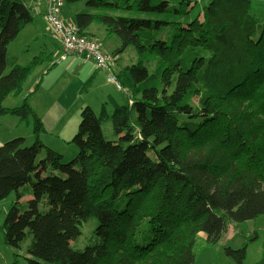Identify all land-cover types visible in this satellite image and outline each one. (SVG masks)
I'll return each instance as SVG.
<instances>
[{"label": "trees", "instance_id": "obj_1", "mask_svg": "<svg viewBox=\"0 0 264 264\" xmlns=\"http://www.w3.org/2000/svg\"><path fill=\"white\" fill-rule=\"evenodd\" d=\"M33 1L0 0V116L32 121L35 137L0 144V200L17 194L1 226L8 246L30 236V264H195L199 233L213 246L234 223L264 216V17L251 10L264 0H65L83 4L81 34L107 51L88 32L101 26L121 41L111 54L133 46L140 57L115 70L124 103L110 96L99 113L82 109L68 162L40 140L28 99L4 106L48 58H8L34 21ZM91 218L94 235L75 247ZM225 252L243 264L247 244Z\"/></svg>", "mask_w": 264, "mask_h": 264}, {"label": "rangeland", "instance_id": "obj_2", "mask_svg": "<svg viewBox=\"0 0 264 264\" xmlns=\"http://www.w3.org/2000/svg\"><path fill=\"white\" fill-rule=\"evenodd\" d=\"M251 10L257 15H259L258 13H262V16L264 17V2L252 3ZM112 40L115 39L113 38ZM112 40L109 39L105 44V48L108 52L110 51V53H112L111 47H113ZM37 50L38 43L35 42L31 45V52L36 53ZM58 51L59 53L56 58L57 62L55 61V64L52 66L49 73L45 68L49 64L42 67L40 66V68L37 67L26 81L25 91L30 88L35 79H38V82L40 81V86L42 83V87H39L38 90L32 93L34 95L37 92V98H40L44 91L48 93L53 90L54 93H57L65 90V95L61 98V103L64 104L66 101L68 102V100L76 103L75 107L72 109L73 111L70 110L68 113L60 112L59 119L51 120V116H48L43 109L45 106L44 103H38L34 99L28 100L30 104L33 102L35 104V108L41 112L46 126L52 128L57 124H61L63 121L64 123H72L74 120V116H72V114L77 113H79V118L77 119L80 120L82 106L79 104L82 103L81 101H90L93 103V107L91 106V108L96 113H99L103 105L101 103V98L110 92L118 95L120 101L124 103L126 97L124 90L118 89L115 83L109 81L110 73L108 69H97L94 65L96 70H100L99 72H95V74L78 75V65L73 64L70 67H68V65L75 62L77 59L79 61H84V59L77 57V59H74L75 57L70 55L67 62H62L59 61L61 54L60 49ZM20 57L21 61H25V57L22 54H20ZM138 63H140V57L135 47L130 46L123 54H121L120 67L126 68ZM157 63L158 58L153 55L144 58L143 62V64L151 70L157 66ZM120 72L121 70L118 71V73ZM51 80L54 81V85L50 87L49 82ZM25 91L18 96L10 95L7 97L4 101V106L14 108L17 104L21 105L23 103L22 100L26 96ZM33 130L34 125L32 121L21 122L19 118L10 114L0 116L1 144L16 137H24L27 144L32 145L35 141ZM103 134L109 141H114L116 139L113 133V126L110 122L104 123ZM46 139L48 143L57 147L58 150L55 151L65 155V162L71 161L77 155V146L73 142H70L71 140L54 141L53 137L50 136H47ZM43 156L44 152L41 153V157ZM11 194L7 198L0 200V264H30V259L32 257L27 251V246L31 241L30 236L23 243L20 249H15L5 243L4 235L1 229V226L3 225L11 207L10 205L13 203ZM25 205L26 202L23 206ZM97 226L98 222L95 218H91L87 222L83 223L81 228L82 235L73 242V245L80 249L86 247L94 235ZM253 236H256L257 238L255 240H250V237ZM245 244H247V258L243 264H264V216L242 223H234L231 230L223 236L221 241L213 246L206 244L205 233H199L194 246L196 255L195 264H238L233 258L226 254L225 250L228 247L238 249Z\"/></svg>", "mask_w": 264, "mask_h": 264}, {"label": "crops", "instance_id": "obj_3", "mask_svg": "<svg viewBox=\"0 0 264 264\" xmlns=\"http://www.w3.org/2000/svg\"><path fill=\"white\" fill-rule=\"evenodd\" d=\"M171 1L172 2L174 1L175 3H177V2H180L181 0H171ZM31 8H32V13L34 15V21L32 24L26 26L21 31L19 36L9 45V47H8V58L11 60V62L16 61L17 63L24 65L26 63H29L35 56L44 53L48 56V58H47L46 62L40 66L42 67L46 64H49L47 67H45L49 73L51 71L52 66L55 64L57 54L59 53L58 50L60 49V53H61L62 48H61L58 40H56V38L52 35L50 27L45 20V14L47 11L46 2H44L42 0H35V1L31 2ZM82 9H83L82 3L78 6L77 5L76 6L75 5L74 6H65L64 9L62 10V17L67 21L75 22V14L77 13L78 10H82ZM88 32L93 34L94 36H97L99 39L103 40L102 42H103L104 46L109 39L112 40L114 38L115 40H112V46L113 47H111L112 48L111 52H114V50H116L120 46V43H121L120 40L114 36L107 38L105 28H103L101 26L93 25L88 29ZM35 42L38 43V50L36 51V53H33V52H31V45ZM20 54H22L25 57V61H21ZM60 56H61V54H60ZM74 59H77V58L75 57ZM80 59H82V58H80ZM67 61H65V62H67ZM120 61H121V54L116 56V60L113 64L114 65L113 70H115V65L118 67V71L124 69V68L120 67ZM73 64L78 65V70H79L78 75L93 74V73L95 74V72L97 73L100 71V70H96L94 64L90 61H87V60L79 61L77 59L75 62L69 64L68 67H70ZM40 66H38V67L40 68ZM109 73H111V69H109ZM39 82H38V79H35L32 82L30 88L27 89L26 91H25V88H26V83H25L22 93L25 91L26 96L24 97V99L22 101H24L25 99H28V100L34 99L38 103H44L45 106L43 107V109L48 116H51V120L59 119L60 112L68 113L70 110H72L75 107L76 103L74 101L70 102V100H68V102L66 101L64 104L61 103V98L65 95V90L61 91V92H57V93H54L53 90L49 91L48 93L46 91H44L43 94L41 95V97L37 98V92L34 95L32 93L34 91L38 90L39 87L40 88L42 87V83L40 86ZM49 85H50V87L53 86L54 81L51 80L49 82ZM38 93H39V91H38ZM110 96H112L119 103H123L120 101V98L118 97V95H116L115 93H111V92L107 93L105 96H103L101 98V103L104 104ZM125 96H126V94H125ZM81 102L82 103L79 104L80 106H82L81 110L85 106H92L93 107V103H91L90 101L89 102L88 101H86V102L81 101ZM17 105H15V106H17ZM30 105L35 110V112L37 113V115L40 117V119L42 120V122L44 124L45 129L40 134V140L43 142V144L45 146H48L54 150H58L57 147L48 143V141L46 139L47 136L53 137L54 141L72 140V138L74 137V135L76 134V132L78 130V126H79L78 123L80 122V120L77 118H79V113L72 114V116H74V120L72 123H69V122L64 123V121H63V122H61V124H57V125L53 126L52 128H49L48 126H46V124L43 120V115L41 114V112L35 108V104L33 102H31ZM80 119H81V117H80ZM63 156H65V155L63 154ZM11 198H13V200H12L13 203L10 206H12L15 203V201L17 200V194L12 193ZM22 201L24 204L26 202V197L22 198L21 202Z\"/></svg>", "mask_w": 264, "mask_h": 264}, {"label": "built area", "instance_id": "obj_4", "mask_svg": "<svg viewBox=\"0 0 264 264\" xmlns=\"http://www.w3.org/2000/svg\"><path fill=\"white\" fill-rule=\"evenodd\" d=\"M42 1L47 5L45 20L62 48L59 61H67L70 55L85 60L91 59L97 69H111L109 81L122 90V85L115 74L116 65L113 70L116 56L105 51L100 43L81 34L75 22L67 21L62 17L65 0Z\"/></svg>", "mask_w": 264, "mask_h": 264}]
</instances>
